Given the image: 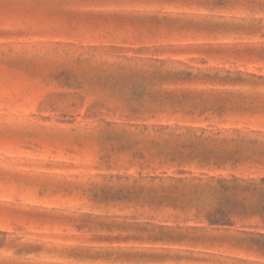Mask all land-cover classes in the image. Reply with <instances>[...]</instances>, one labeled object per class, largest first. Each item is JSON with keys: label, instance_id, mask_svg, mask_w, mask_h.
<instances>
[{"label": "rangeland", "instance_id": "obj_1", "mask_svg": "<svg viewBox=\"0 0 264 264\" xmlns=\"http://www.w3.org/2000/svg\"><path fill=\"white\" fill-rule=\"evenodd\" d=\"M0 264H264V0H0Z\"/></svg>", "mask_w": 264, "mask_h": 264}]
</instances>
